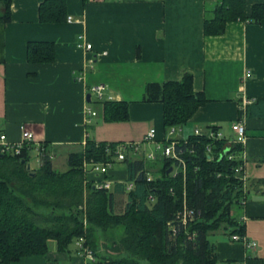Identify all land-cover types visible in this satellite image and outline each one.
I'll return each mask as SVG.
<instances>
[{
  "label": "crops",
  "instance_id": "crops-1",
  "mask_svg": "<svg viewBox=\"0 0 264 264\" xmlns=\"http://www.w3.org/2000/svg\"><path fill=\"white\" fill-rule=\"evenodd\" d=\"M41 1L9 0L10 17L4 20L0 0V132L18 141L20 126L31 131L58 172L68 168L67 155L82 150L86 139L137 141L153 128L159 142L164 136L162 104L141 99L144 83L178 80L189 71L193 88L202 90L207 101L177 136L216 126L230 139L232 122L246 126L250 188L231 214L241 234L255 245L232 239L238 230L223 222L211 236L217 264H264V115L239 116L241 107L264 97V18L258 23L230 20L222 33L206 34V12L219 0H63L71 18L59 21L39 19ZM255 2L264 0H245L247 13ZM30 40L52 41L54 59L28 61ZM85 42L91 48H85ZM95 84H103L102 98L90 91ZM104 99L126 100L127 117H105ZM87 106L95 114L87 113ZM35 161L36 169L40 160ZM84 176L96 186L108 180L114 205L116 195L127 193L123 161L114 160L107 173ZM46 245L47 251H55L54 239H47ZM75 246L76 260L84 264ZM56 257L55 252L53 264H58ZM8 264H49L48 254L23 255Z\"/></svg>",
  "mask_w": 264,
  "mask_h": 264
},
{
  "label": "trees",
  "instance_id": "trees-1",
  "mask_svg": "<svg viewBox=\"0 0 264 264\" xmlns=\"http://www.w3.org/2000/svg\"><path fill=\"white\" fill-rule=\"evenodd\" d=\"M2 18L10 17L9 0H2ZM41 21H59L66 17L63 0H43L38 6ZM264 18V2H255L246 12L245 0H219L206 12L204 32L220 34L230 20L258 23ZM136 55L139 50L136 49ZM26 59L30 62H51L54 45L49 40H30L26 44ZM141 99L160 101L163 131L170 125H183L197 108L207 101L202 90L192 85V73L185 71L178 80H149L144 83ZM103 115L108 118L127 117L126 100H103ZM264 115V97H259L239 109V116ZM176 148L183 150L185 172H174L175 160L156 156L160 162L157 175L146 179L144 158L127 155L124 162L126 180L132 181L127 202L121 215L114 212L113 192L103 186H92L84 176L82 161L112 158L116 142L86 139L83 149L67 155L68 168L55 171L45 151L38 168L25 167L29 155L25 148L18 153L0 152V263L8 264L23 255L47 252V239H54L56 249L66 251L68 243L83 237L96 260L88 264H217L212 231L223 222L240 228L231 209L239 205L250 186L235 167L242 160L238 153L242 144L226 143L225 138H209L190 133L187 141L179 139ZM210 143L213 159H207ZM24 161H21V160ZM114 158H112L113 160ZM170 170L166 172L167 168ZM124 187V185H123ZM187 207L193 215L183 222L178 213ZM85 219V225L83 223ZM120 224L117 239L121 256L98 254L94 229L104 231ZM116 243V240H115Z\"/></svg>",
  "mask_w": 264,
  "mask_h": 264
},
{
  "label": "built area",
  "instance_id": "built-area-1",
  "mask_svg": "<svg viewBox=\"0 0 264 264\" xmlns=\"http://www.w3.org/2000/svg\"><path fill=\"white\" fill-rule=\"evenodd\" d=\"M68 20L71 16L66 17ZM85 48H91V44L89 42L84 43ZM103 84H95L90 86V91L97 97L102 98L103 95ZM86 112L89 114H95V110L90 106L86 107ZM231 128L234 132L232 137L226 138L222 135V132L216 126H209L207 131H203L200 128L196 127L193 130V134H205L209 138H225L226 143L230 144L233 142H238L242 144V149L236 153L228 154L229 158H233L234 156H238L242 161L237 164L235 167L236 172L239 174L241 180L243 181L244 187H246L247 183V175L245 172V151H244V142L246 139V126L243 122L239 120H235L231 124ZM181 130V125H170L167 129L166 134H164L163 138L158 142L154 137V129L149 128L146 133L143 135L141 140L137 141H117L112 148V158H107L106 160H96L94 158L84 159L82 161V168L84 172H93L94 174L98 173H107L111 168V165L114 160L121 161L127 155L134 156L135 154L144 159L154 161L156 156H164L169 159L175 160V165L171 168L174 172L180 169L181 172H185L186 169V161L183 155V150L177 149V143H180L179 139H183V141H187V136L179 137L177 136V132ZM176 132V133H175ZM175 133V135H173ZM148 143H152V147L146 148ZM22 148H25L28 155L31 151H33V155L36 159H40L42 154L44 153V146L40 142H36L34 140V135L31 131L25 129V127L20 126V138L18 141H9L7 140L5 134L0 132V152L7 154H15L18 153ZM206 155L207 159H213L214 154L212 153V148L210 143L206 146ZM30 157V155H29ZM153 176L150 174L148 170H146V179L149 180ZM95 185V184H94ZM98 186V185H97ZM99 186H103L105 188H109V181L106 180ZM132 187V181L128 180L124 183V188L128 191ZM245 197L242 199L244 201ZM193 215V210L187 207L183 208V211L178 213L177 217L183 222L187 221V218ZM232 239L240 240L247 245H255V241L248 240L241 233H233L231 235ZM83 237H76L75 242L77 244V249L79 254L83 258L84 264H88L89 262H93L96 260L94 254L91 249L83 243Z\"/></svg>",
  "mask_w": 264,
  "mask_h": 264
},
{
  "label": "rangeland",
  "instance_id": "rangeland-1",
  "mask_svg": "<svg viewBox=\"0 0 264 264\" xmlns=\"http://www.w3.org/2000/svg\"><path fill=\"white\" fill-rule=\"evenodd\" d=\"M103 97H106V96H103ZM93 99H94V97L92 98V100ZM175 133L173 135H175ZM29 155H30L29 160H28V163L30 165L29 169L34 170L36 167L35 166L36 157L33 155L32 151ZM37 160L39 161L40 159L38 158ZM160 166L161 165H160L159 161H156V160L152 161V160H148V159L146 161V167H147L146 169L150 172V174L152 176L157 175L159 173ZM115 200L116 201H115V205H114V212L118 216V215H121L124 211L126 202L128 200L127 193L116 195ZM83 223H85V219H83ZM85 225H88V224L85 223ZM93 233H94L93 237L95 238V241L98 244V250H96L97 252H99L98 254H104L105 253L108 256L110 255L112 257L125 255L124 253H118L116 250H111V247L117 248V239L120 237V235L122 233V226L120 224L110 225L104 231H100L99 229H96V230L94 229ZM211 236H212V234H211ZM115 240H116V243H115ZM49 242L53 243L52 240H50ZM55 252L57 254L56 259H57L58 264H78V261L76 260L78 258V255L76 254V246H75V239L74 238L69 242L66 251L60 252V251H57L56 249H55V251L52 248L48 249L47 254H48L49 264L54 263ZM63 254H64V257H62ZM144 264H146L145 261H144Z\"/></svg>",
  "mask_w": 264,
  "mask_h": 264
},
{
  "label": "water",
  "instance_id": "water-1",
  "mask_svg": "<svg viewBox=\"0 0 264 264\" xmlns=\"http://www.w3.org/2000/svg\"><path fill=\"white\" fill-rule=\"evenodd\" d=\"M86 99L89 100V93L86 94ZM21 161H24V160L22 159ZM29 166H30V165H29L28 161H26V163H25V167H26L27 169H29ZM169 170H170V167L167 168L166 172H168ZM92 186H94V184H93Z\"/></svg>",
  "mask_w": 264,
  "mask_h": 264
}]
</instances>
